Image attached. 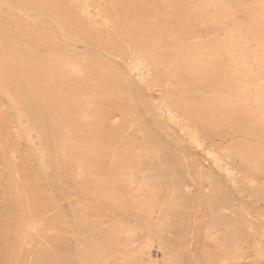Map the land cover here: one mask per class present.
Here are the masks:
<instances>
[{"label": "bare ground", "instance_id": "6f19581e", "mask_svg": "<svg viewBox=\"0 0 264 264\" xmlns=\"http://www.w3.org/2000/svg\"><path fill=\"white\" fill-rule=\"evenodd\" d=\"M32 4L35 5L36 8H34ZM13 5L17 7H14ZM117 7L121 8V10L119 11ZM30 12H32L31 15L29 14ZM118 14L120 17L117 16ZM114 25H116V27ZM172 63L174 66H172ZM136 72H138V74L135 78L134 73ZM132 77L135 78L137 82V88L136 82L133 84ZM154 78H156V80L159 79L161 82L159 83L158 81L157 83H151L150 81ZM169 80L170 83H168ZM152 88L156 91H163L165 94L163 95V98L165 99H162L166 104V108H168H165L167 111H170L174 107L176 109L180 106L176 111L181 109L179 114L182 116L185 115L189 118H192L193 116L191 113L192 110L190 111L189 109L195 106L196 101L195 103H190L194 102V100H190L188 104H186V102L184 105H178L177 102L180 101L179 99L181 96H179V94L188 93V97L190 94H208L206 95V98H209L208 100H210V96H213L212 94H214L213 98L218 102L223 96L221 95V97H218V95L215 96V94L239 96L240 98L245 99L243 102L238 98L241 103H243L241 105L244 106L243 109L246 112L247 108L244 104L247 103V106H251L248 109L251 111L255 109V113L258 114V112L261 111L260 107L264 106V98L262 97L264 96V0H0V264H12V232L14 234V230H12V228H14L12 227V205H15L16 207L30 208V210L33 209L31 211L25 209L26 211L16 212L20 217L25 215V217H27L29 214L30 219L34 215L36 219H41L44 218V216H36H39L37 215L38 212L43 214L48 213L46 212L48 205L49 207L58 206L60 209L63 206L65 209L66 206L70 208V205H75L76 208V204H78L81 209H90L95 207L96 204H101L102 200V204H104V202L108 203L111 199L112 202H109V204H114L119 197L112 198L109 196L110 194L107 193L110 191L111 195L115 196L113 194L114 192L115 194H118L119 191L117 190H124L128 188V186L131 187L129 183L132 179L128 176L132 171H125V169H127L125 166L128 165H125V168H123L122 165L117 164V162L120 161V157L122 156L121 159L123 160L124 156H128L127 151L128 153L130 151L123 150L125 153L122 152L121 147L123 146L120 145V141L123 140H117V138L119 139V137H121L122 139L125 137L126 130L129 131V129L126 128L124 131L120 127L123 132H120L119 137H117V135L113 137L110 127L112 124L114 126L117 124L119 127V125L121 126L127 121L126 119L128 117L125 119L126 115L124 113L125 111L127 112V110L124 107L131 108V111L134 108L132 114H135V117L137 118V114L141 110V107L136 104L134 97L137 96L138 93L144 94L145 91H152ZM226 95L220 100L219 105L222 104L221 102L223 100L226 103L228 102ZM202 96L201 98H205ZM182 97L183 96H181V100H186L188 98L186 97V99H184ZM206 98L205 100L208 101ZM217 98H219V100ZM214 99L211 100L214 101ZM202 100L204 101V99ZM230 102L239 106L236 102H233L232 97ZM230 102H228V104ZM146 103H150V105L149 107L146 105V108H148L146 109L144 108V104L143 109H146L145 112L148 110L147 116H149V114L151 116V113H149L150 108H155V110L158 108L155 104L147 102V100ZM200 103L203 102L200 101ZM206 103L207 104L204 103V105H200L204 107V109H209L212 112H209L208 114L207 112L209 110L204 112L202 110V113L205 114L206 112V115L204 116L200 111V113L198 112V110L203 108L196 109V107H194L195 113L193 114L195 116L193 118L196 123L198 122L196 119L199 117L198 125L195 123V126L201 125L202 127V125H204L201 124L203 121H200L203 120L202 118L200 119V117L203 116L206 125L210 124L209 126H211V117H213L215 113L217 114L215 111L213 115L214 109L212 110L210 108L211 106H217V103L215 102L216 105H213L212 101ZM210 103L212 105L209 107L208 104ZM161 104H163V102ZM225 104H223V107L229 106ZM200 105L197 106V108L200 107ZM236 105L235 107H237ZM183 106H185L186 109L188 108L186 113L189 110L188 113L190 112L191 114H189L192 116H189L188 113L186 114L182 112ZM205 106L207 108H205ZM235 107L233 105V108ZM122 108H124V112L122 111ZM221 108L218 110V115L221 114L219 111L222 113L227 111L228 113V110L224 111L222 108V111ZM237 109L238 108H236L235 112ZM243 109L241 112H239V109V111H237V113L239 112L243 117L241 116L240 118V115H237L238 118L235 117L234 119H237L235 121L239 122L244 120L242 118L246 117V113H242ZM257 109L259 110L258 112ZM112 110L114 111L113 113H118L115 116L117 121H115L114 118H110L111 115L113 116V114H110ZM249 110L246 114L247 118L251 115H253V117L257 116L255 113H251L248 116V113H250ZM131 111H129L130 115H132ZM232 111L230 112L231 115L236 114H233ZM210 113H212V116H210ZM227 113L223 115L226 116ZM154 114L150 117L151 120L155 119L152 121L154 122L152 125H158L156 129L163 126L162 131L166 130L167 132H170L168 126L165 127L163 122L162 124H160V121L158 124L156 123L158 122L156 121L158 120L157 116L152 119ZM169 114L171 113L169 112ZM196 114L200 115L196 116ZM207 114L210 117H208ZM130 115L128 122L131 120ZM182 116H180L179 119L190 122L188 118ZM225 116L222 117L223 120ZM215 117L217 118L214 120L218 119L217 115ZM109 118L110 121H108ZM131 118L133 119V116ZM193 118L191 122L194 121ZM254 118L253 120H256ZM137 119L139 120L133 119L131 122H134L135 120L136 124L141 123L139 126L141 131L139 129L137 130L138 126L135 130L138 132L140 131V135L138 134L139 137L143 131L144 135L142 137L144 139L141 137L142 140H136L133 138L135 137V133L133 136L132 134H128V136L126 135V137H128L126 138V142L127 144L129 142L130 146V144L132 145L134 143V140L137 142L139 141V143L145 148L146 145H148L149 151H151L155 146L154 145L150 148V145L152 144L150 141L153 137L150 138L149 136V139L151 140H148L147 136L149 132L147 130L149 129H142L145 125L141 122L142 120L140 121V117ZM234 119H232V122ZM171 120L172 117L170 118V121ZM214 120L212 122H214ZM230 120L227 121L230 122ZM208 121H210V123ZM127 124L129 125V123H125L124 126ZM133 124H131V126ZM191 124L194 125V122ZM212 124H214V126H211V129L222 128V125H220V127H217L219 125H215L219 124L217 121ZM227 124L228 123H226V125ZM243 124L244 123L241 122V126ZM255 124L254 126H256ZM235 125L237 127L233 126V128L237 131L240 127L239 123H235ZM254 126L253 123H247L245 128H243V126L239 129L238 134L242 133L240 136L235 134V132L233 135H230L227 138L225 137L214 147L220 148V150H224V152L228 153V156L226 155L227 153H224L225 155H223V158L224 156L227 157L225 161L230 162V164H227V167L225 166L222 170L224 179L225 176H229L228 178L230 179V176L239 175L240 177L238 179H234L235 182L241 180L242 182L240 181V183L243 185L245 183L244 188H248L247 190H244L242 187V190L251 191V188L257 190L259 193L260 191L264 192V184L254 183L251 175L257 176L263 174L264 137L258 136L255 138L254 134H263L264 127L262 125L260 127L262 128L263 133L259 132L261 131L260 128H258L259 131L256 133ZM102 127L104 129L102 131L103 134L98 130V128ZM203 127L205 128V126ZM116 128L117 126L114 127L115 130ZM134 128L135 126L131 128V130ZM205 129H207V127ZM224 129L227 130V128ZM145 130L146 134L148 133L147 136H145ZM197 130H199V127H197ZM208 131H210V129ZM198 132L200 134V131ZM121 133L124 135L122 136ZM163 133L167 136L165 131ZM101 135L103 137H101ZM161 135L163 134L161 133ZM115 137L117 138L114 139ZM130 137L133 140H130ZM158 138L159 137L157 136V139ZM100 139L103 141L107 139V145H105V142V146H102L103 149L99 147V143L98 146L95 145L97 142L94 143L95 140L99 141ZM143 140H145V142ZM147 140L151 144L146 142ZM155 140L152 142H154V144L156 142L157 144V141ZM132 141L133 143H131ZM172 141L173 142L171 143H174V140ZM188 141L191 143V138ZM137 142L134 143V145L136 144L137 146H128L133 152L132 154L129 153L127 159L128 163L126 164L133 162L135 158L139 156H146V154H144L145 148L142 151V148L140 147L141 145ZM161 142L159 143L162 144ZM143 143L146 144L144 145ZM163 144L162 146L159 144H157L159 146L156 145L158 152H155V155L156 153H159L158 149L161 147L162 150H160V152L165 151V148L167 149V147H163L166 143L165 145ZM125 146L126 144L124 145V148L127 147ZM133 146L136 147L138 151L141 148L143 155L138 156V153L142 152L137 151V157L132 159L131 156H133V153L135 154V151L137 150ZM177 148H180V146ZM146 150L148 149L146 148ZM153 150H156L155 147ZM153 150L152 152H154ZM149 151H145V153L150 155ZM165 152L170 154L169 150H166ZM216 153H218L217 150L213 155ZM221 153L223 154V152ZM123 154H127V156H123ZM162 154L163 156H168L167 154L165 155V153ZM177 155L176 159L181 156L179 153ZM181 157L183 158L184 156ZM98 158H102L101 160H105L106 162H104V164L97 162V165L94 162H91V160L93 161ZM220 158L222 157L220 156ZM149 159L151 160L150 156ZM147 160L148 159L145 158V161ZM185 161L187 162V160ZM218 161V158H215L212 161V166L210 168L213 172L221 170ZM135 162L136 161L133 162V165ZM189 163L191 164V162ZM137 164L141 166L142 162H137ZM133 165H131L133 168L131 167L129 170H134ZM149 165H151V163ZM149 165L147 166L149 167ZM152 165H154L153 162ZM143 166L146 167V164H143ZM160 167L162 168V166ZM260 167L263 169L259 170ZM138 168L141 172V168L137 167L136 169ZM143 168L144 167H142V171L146 169ZM136 169L133 172L139 173ZM147 169V172L151 170ZM118 170H120V172ZM117 171L121 176L123 175L124 177L129 178V180H120L119 178H121V176H119L120 174ZM115 173H118V178L115 177L117 176ZM125 173H128L129 175ZM110 174H112V176ZM142 174H144V176L147 175H145V173ZM62 175V181H64L62 184L65 185V194L63 191L60 197L59 190H62L60 188L63 185L60 186L58 178L60 179V176ZM223 175H221L222 178ZM110 177L111 180L109 179ZM135 179L136 178H134V180ZM141 179H137L138 182H141ZM155 179L156 178L154 177V182ZM134 180H132L131 184L137 186V182L136 180L133 182ZM41 181L43 183H41ZM108 181L112 186H115L109 188L111 185ZM44 183L46 184L44 185ZM82 183L83 186L85 183L87 185L85 184L83 187L81 186ZM152 183L153 182L148 184L153 186ZM146 185L143 184L142 187ZM154 185L156 186V183H154ZM45 186L46 189L51 188V192L56 194V196H49L45 191ZM139 186L138 188H140ZM155 186H153L154 189ZM159 188L160 187L156 188L157 192ZM98 189L103 191L98 193ZM141 189L138 190V192L141 191L143 194L144 192ZM143 189L145 190V187ZM148 189L147 192L150 193V196L151 192L156 193V191H151L152 189L148 191ZM129 191L131 192V190ZM170 191L171 190L169 189V192ZM133 192L135 194L132 196L129 195V198L131 197L132 199L130 201L135 202V200H133V198H137L135 195L140 196L142 194L138 195L137 191L134 190ZM171 192L170 194H172ZM101 193L104 195L107 194L106 196L109 198L107 197V200L104 201L106 197L101 198L99 196ZM164 194L168 195V193L163 192V195ZM144 195H146L147 199L148 193ZM175 195L177 194L175 193ZM117 196L122 197V195ZM158 196H160V194H158ZM164 196L166 197V195ZM144 197L145 196H143V198ZM174 197L175 196H172L171 199L173 200ZM129 198H126V200H129ZM158 199L159 198H157V203L159 204L161 200L158 202ZM136 200L139 204L140 201L143 202V200L140 199V201L138 199ZM220 200L221 199L218 201ZM119 201L120 204L125 203L121 202V200ZM153 202L155 203V201ZM91 204L94 206L92 205L93 207H91ZM135 204H133V206ZM170 204L173 208V203ZM175 204H178V202ZM88 205H90V208ZM141 205L143 206V204ZM150 205L151 204H149V206ZM167 205H169V203ZM83 206L85 207L82 208ZM42 207H45V212L44 210L43 212L39 210V208ZM160 207H163L164 209L166 208L165 205ZM68 208L65 212L62 211L63 209L59 210L61 211V215L57 212L58 215L62 216L60 219L62 220L63 218L65 219L64 222H66L61 230L62 233L67 235H72L73 233H76L77 235L79 233L78 231L81 229L79 230L75 222L72 223V220L76 215L74 214L75 212L69 213L67 211ZM35 209H37V212ZM161 209L162 208H160V210ZM52 211L49 210V212ZM54 211H56V209ZM54 211L53 213L55 214ZM81 212L83 213L84 211ZM19 213L22 215H19ZM72 215L74 216L73 218ZM52 216L54 218V215ZM221 217L222 216L219 218ZM57 218L55 217L54 219ZM45 219H47L46 216ZM218 219L216 220V224L222 222V219L221 221ZM21 220L23 221L25 219L23 218ZM32 220H34V218ZM37 220L36 222H38ZM25 221L26 224H29V222L27 223V220ZM159 223H161V221ZM26 224L23 226L31 228V225ZM19 225H22V222L21 224L19 223ZM79 225L83 226V224L80 223L78 226ZM98 225L101 226L99 227L101 229H97ZM98 225L97 228L91 232L93 236H95L96 231L100 235V231H105V227L101 224ZM210 226L211 225H209L208 229ZM93 227H91V229ZM15 228H17V226ZM21 228L23 227L20 226L19 230H21ZM38 230L41 231V228ZM26 231L22 232L21 230L22 234L26 233ZM17 234L21 235L20 231ZM28 236H30V234ZM254 239H256L255 236ZM256 240H258V238ZM235 248L236 247H234V250ZM143 257L144 256H142V258ZM261 257L260 254V258ZM236 264H238V262Z\"/></svg>", "mask_w": 264, "mask_h": 264}, {"label": "rangeland", "instance_id": "374dc122", "mask_svg": "<svg viewBox=\"0 0 264 264\" xmlns=\"http://www.w3.org/2000/svg\"><path fill=\"white\" fill-rule=\"evenodd\" d=\"M14 7H17V6H14ZM33 7L36 8L35 5H33ZM30 9H29V11H30ZM117 9H119V11L121 10V8H118V7H117ZM32 11H33V9H32ZM122 12H123V10H122ZM29 14L31 15L32 12H30ZM117 16L120 17L119 14ZM74 26H76V25H74ZM114 26L116 27V25H114ZM75 28H79V27H75ZM172 66H174V64ZM137 74H138V72L134 73L135 78H136ZM135 78L132 77L133 84H134V82H136ZM155 80H156V78H154L150 82L151 83H153V82L157 83L159 81V79H157L156 81ZM160 82L161 81H159V83ZM168 83H170V80L168 81ZM136 88H137V82H136ZM138 89H139V86H138ZM151 90L152 91H148V92L145 91L144 94L138 93L137 96L134 97V100H135L136 104L139 105V107H141L140 108L141 110L137 114L138 115L137 118L140 117V121L142 120L141 122L143 123V125H145L144 128L141 125L142 129H147V128L149 129V130H147L149 132V134L147 133L148 136H147L146 130H145V134H146L145 136L148 137L149 141L151 140V139H149V136H150V138L153 137L152 140L150 141L152 144L148 140L146 142H149V144H151L150 148H152L155 145L154 147L156 150L154 151L153 150L154 147L152 148V150L154 152H152L151 149H150L151 151H149L148 145H146V148L148 149V150H146V148L143 145H141L139 143V141L138 142L136 141V140H142L141 137L144 135V132L142 131L141 136L139 137V135H140L139 133L141 131L139 129V126L141 123L136 124V122H135V120H139V119H137L135 117V114L134 115L132 114V112L134 111L133 110L134 108L131 111V108L129 109L127 107H124L127 110V112L126 111L124 112V108H122V111L126 115L125 119L128 117L126 119L127 121L125 123H129V125L127 124L124 126L125 123H123L121 126L119 125V127H118L117 124L115 126L112 124L110 127V130L113 134V137L116 135H117V137H119L120 132H123L122 130L125 131L126 128L129 129V131L126 130V133L124 132L125 135L121 133L122 136L123 135L125 136L122 139H121V137H119V139L117 137L114 138V139L117 138V140H123V141H120V145L123 146V147H121L122 152H124L125 150L131 151V149L128 148L129 142H128V144L126 142V138H128V137H126V135L128 136V134H132V136H133L134 133H135V135H134L135 137H133V138L136 139V140H134V143H136V142L139 143L141 145L140 147L142 148V151L145 148V151L150 152V155H147V153H145V151H144V154H146V156L140 157L139 155H143V152L141 151V148L138 146L140 148L139 151H141L142 153H138L139 157H137L136 152L138 151V149L136 147H134L137 145L136 144L134 145V143L132 141L131 143H133L132 144V145H134L133 147L136 148L137 150L135 151V149H134L135 154L133 153V156H131V158L134 159L135 157H137L134 160L136 162L134 163V165H133L134 161L129 162V164H126V163H128L127 159L129 157V153L132 154V152H133V151H131V152L129 151V153H128V151H127L128 156H127V154H123V156L124 155L127 156V157L124 156L123 160L124 159L125 160L123 161L121 159V157H122L121 156L120 157L121 162L119 161V162H117V164L122 165L123 168L127 167L128 170L125 169L126 172H128V171L133 172L137 167H140L141 172L145 173V175L146 174L147 175L144 176V174H142L140 172L139 168L136 169L139 172V173L136 172L137 174L135 172H133V173L131 172L130 175L128 173H125V174H128L129 175L128 177H130L132 180H134V178H136L135 180L137 182V186H134V184H131V182H132V180H131L130 183L128 182L131 185V187L128 186V188H126L124 190H122V189L117 190V191H119L118 194L117 193L115 194V192H114V194L112 193L115 196H112L110 191H109V193L104 192V193L110 194L109 196L112 198L113 197H117V198L119 197L118 200L114 199V200H116V203H114V204L111 203L113 205L109 204V202H112V199H111V200H109V202L107 201L108 203L104 202V204H102L103 200H102L101 204L95 203L96 204L95 207H93L94 205L91 204V207H93V208H90V205H88L90 209H86V208L81 209V207L78 204H76L77 205L76 208H75V205H73V204H72L73 206H71V205L69 206L70 208H68L66 206L65 209L62 206L61 209H63L62 210L63 212H65V210L67 208H68L67 211L69 213L75 212L74 214L76 215V217L73 219L74 221L72 220V223L75 222L77 227L79 228V230L80 229L82 230V231L81 230L78 231L79 233L77 235H76V233H73L72 235H67V234L62 233L61 229L64 227L63 225L66 224V222H64L65 219L62 218L63 221L60 219L62 216H60L61 211H59V210H61V209L58 206H54V207L50 206L51 207L50 208L48 205V207L46 208V212H48V213L43 214L41 212H38L37 215H39V216H36V217H41V215H42V216H44V218H41L42 220L37 218L38 219L37 220L34 217L35 215L33 217L31 216L32 217L31 219L29 218V214L27 215V217H25L26 215L22 216V217L18 216V213H16V212H23L25 209L27 210L28 208H22L19 206L16 207L15 205H12L13 206L12 212L14 213V214L12 213V215H13L12 216L13 217L12 218L13 219L12 220V227H14V228H12V230H14V234L12 232V264H236L237 262H238V264H256V263L257 264H264V261H263L264 260V254H263L264 253V192L260 191L258 193L257 190H254L251 188H250L251 191H244V190L248 189L247 187H246L247 189L244 188L245 183L243 185L242 183H240L241 180H238V182H235V180H234V179H238L240 177L239 175L230 176V179L228 178L229 176H225V179H224V175L222 174V170L225 168V166L227 164H230L229 161H225L227 158L226 156H224V158H223V155H225L227 152H224V150H220V148L214 147L217 143L221 142L225 137L227 138L228 136L233 135L235 132H236L235 134H238L239 129L243 126H244L243 128H245V125L247 123H253V126H254V124L257 123V121H258L259 124L258 123L257 124L260 126H258L257 124H255L256 126H254L255 127L254 130L257 133L259 131L258 128H260L261 125L264 127V116H263L264 115V111H263L264 106L260 107V110H261L260 112H258L259 110L257 109V112H258V114H257V113H255L256 111H254L255 109L253 110L251 108L253 111L249 110L248 108H250L251 106H249V105L247 106L246 105L247 103L245 102L246 104H244V105L247 108V109L246 108L245 109L247 110V112H248V110L250 111V113H248V116L251 113L257 114V116H254L255 118L253 117V115H251L247 118V115H246L247 112L243 109L244 106L241 105L243 103H241V101H240V99L242 101L245 99L240 98L239 96H230V95H226V94H220V95L215 94V96L218 95V97L219 96L221 97V95H222L223 98L226 95V99H228L227 100L228 102H230L231 97H232L233 102L234 103L236 102L240 107L237 106L236 104H232L231 103L232 101L230 102L232 104L231 105L230 103L228 104V102L227 103L224 102V100L221 102L222 103L221 104L222 106H221L219 104H220V100L223 98H220V100H219V98H217L219 100V102H218L217 100H215L213 98L214 94H212L213 96H210L211 99H214V101L211 99L208 100L209 98H206V95H208V94H197V95L192 94V95H196V96H192L190 94L189 97H188V93L187 94H184V93L179 94V96L180 95L183 96L182 98H184V99H186V97H188V98L186 100H183V99L181 100V96H180V99H179L180 101L177 102L178 105H180V104L184 105L186 102H187L186 104H188V102L190 100L191 101L194 100V102H190V103H195V101H196L195 106H193V108L191 107L189 109L190 111L191 110L193 111V112L191 111L193 116L190 115L191 114L190 112H189L190 114L188 113L189 110L187 111L189 116H192V118L195 116L193 114V113H195L194 107H196V109L203 108L201 110H198V112L200 111L201 114H204V113H202V110L204 112V111H208L209 109H204V107H202L201 105H204V103L207 104L206 102H210V101L213 102L212 103L213 105L214 104L216 105V103L218 102L217 106H213V107L211 106L212 105L211 103L208 104L209 107L211 106L210 108L212 110L214 109L213 115H214L215 111L217 112V114L215 113V115L213 117H211V120L213 121L215 118H217V117H215L217 115L218 119L214 120V122L216 123V121H217L219 124H215V125H219L217 127H220V125H222L223 129L217 128L218 129L217 130L214 128L211 129L212 128L211 126H214V124H212L214 122H212V121H211V126H209L210 124L206 125L205 118H203L206 115V112H205L203 117H200V119L201 118L203 119V120H200L201 122L203 121V123H201V124H204V125H202V127H201V125L195 126L196 124L198 125V122H199L198 118L199 117H197V119L195 118L198 121L197 123L193 118V120H194L193 121L194 125H193V124H191V123H193V122H191V120H192L191 117L190 118L186 117L184 114H183L184 116L180 115L179 113L181 112V109H178L180 111H178V110L176 111V109L179 108L180 106L177 107L176 109H175V107L171 109L172 111L175 110L176 113H175V111L172 112L171 110L167 111L166 109H168V108H166V104L164 103V100H163V99H165V98H163V95H165L163 93V91H156L153 88ZM202 95H205V96H202ZM201 96L205 97L208 101H206L205 98H201ZM227 96H228V98H227ZM207 97H209V96H207ZM229 97H230V100H229ZM262 97L264 98V96H262ZM137 98H138V100H137ZM144 98L147 100V102H151L157 106V108H158L157 110H155V108L152 109V107L150 106L151 108L149 110V113H151V116H152L155 112L154 117H152V119L157 116L158 120H156V121H158V122L155 121L157 124L160 121V124H162V122H163V125H165V127L168 126V129H170V132L168 131L169 132L168 133L166 130H164L167 133V136H166V134L163 133L164 131H162V128H163L162 125H160L162 127L161 128L158 127V129H156L158 125L157 126L154 124L152 125V123H154L152 121L155 119L151 120L150 114H149V116H147L148 110H147V112H145V110L148 108H146V105L149 107L150 103L147 104L146 100ZM238 98H240V99H238ZM202 99H204V101ZM176 101H177V97H176ZM200 101H202L203 103H200ZM239 101H240V104H239ZM162 102H163V104H161ZM198 102H199V104H198ZM225 103L229 106H225L226 105ZM141 104H142V106H141ZM144 104H145V107L143 106ZM158 104L159 105L161 104L160 105L161 107ZM223 104H225L224 105L225 107H223ZM192 105H194V104H192ZM199 105H200V107L197 108V106H199ZM233 105H234V107H235V105L237 107L233 108ZM206 106H205V108H207ZM220 106L224 109V111L228 110V113H227V111L223 112V113L221 111H219V113H221V114L218 115V110L221 108ZM143 107L146 109H143ZM184 107L185 106H183L182 112L186 113V110L188 108L186 109V107L185 108ZM222 108H221V110H222ZM228 108L229 109L232 108L233 111H232V109H230V112L232 111L233 114L234 113H236V114L231 115ZM236 108H238L240 110L239 111L237 109V111L241 112V110L243 109L242 113L243 114H244V112L246 113L245 114L246 117L242 118L244 120L238 119L241 121H239V122L235 121L237 119H234V118L235 117L238 118L237 115H240L239 112L238 113H237V111L235 112ZM128 110L131 111L132 115H130V112ZM152 110H153V114H152ZM113 112L114 111L112 110V112L110 114H113V116L111 115L110 118L111 119L114 118V120L117 121L115 119V116L118 113H113ZM169 112L172 114V116H171V114H169ZM209 112H212V111L209 110L207 113L209 114ZM226 113H227L226 116L223 115ZM208 114H207L208 117L212 116V113H210L211 114L210 116ZM129 115H130L131 120H129V122H128ZM179 115L182 117L188 118L190 120V122L187 120L184 121V120L179 119L180 118ZM198 115H200V114H198ZM198 115L196 114V116H198ZM222 115L225 116L224 120L227 119L229 121L231 119L230 122L225 120V123H224V120L222 119V117H223ZM132 116H133V119H135L134 122H131V121H133V119L131 118ZM175 116H176V118H175ZM241 116L243 117V115H240V118H241ZM171 117H172V120L170 121ZM177 117H178V119H177ZM110 118L108 119V121H110ZM246 118H247V120H246L247 123L245 121ZM253 118L256 120H253ZM232 119H234L233 122H232ZM262 119H263V122H262ZM207 120H210V119H207ZM221 120L223 121V123ZM166 121H168V122H166ZM234 121L236 124L239 123V126H240L237 129V131H236V129L233 128V126L237 127L235 125ZM249 121H251V122H249ZM254 121H256V122H254ZM208 122L210 123V121H208ZM208 122H207V124H208ZM241 122L244 123L242 126H241ZM226 123H228V124L230 123L231 125H233V124L234 125L231 126L229 124L230 125V127H229V125L228 124L226 125ZM131 124H133L132 125L133 127L135 126V128L133 130H131V128H133L131 126ZM113 126L114 127L117 126L116 130L118 132L114 129ZM137 126H138V128H137ZM154 126H156V127H154ZM175 126H176V128H175ZM203 126H205V128L207 127V129H205ZM225 126H228V127H225ZM107 127H104V128H107ZM120 127L122 130L120 129ZM122 127H124V128H122ZM197 127H199V130H197ZM136 128H137V130L139 129L140 131L138 132L137 130H135ZM224 128H227V130H225ZM256 128H257V130H256ZM164 129H166V128H164ZM189 129H190V131H189ZM209 129H210V131H208ZM231 129H232V131H231ZM260 129H261V131H259V132L263 133L262 128H260ZM98 130H100L102 133V131L104 129L102 127V128H98ZM233 130H235V131H233ZM198 131H200V134ZM253 131H251V132H253ZM115 132H117V133H115ZM127 132H130V133H127ZM136 132H137V134H136ZM255 132H253V133H255ZM161 133L163 135H161ZM171 133H172V135H171ZM215 134H217V135H215ZM241 134H238V136H240ZM191 135L194 137H192ZM157 136L160 139L159 138L157 139ZM254 136H255V138L258 136L264 137V133L263 134L260 133V135L254 134ZM101 137H103V136L101 135ZM155 137H156V140H155ZM196 137H198V138H196ZM203 137H206V138H203ZM190 138H191V143H190V141H188V140H190ZM129 139L133 140L131 137ZM169 139H171V140H169ZM101 140L102 139L99 140L101 142V144L99 141H96V140L94 143L97 142L95 144L97 146L99 143V147L103 149V147L105 145H107V139H105L104 141L103 140L101 141ZM130 140H128V141H130ZM145 140H146V138H145ZM145 140H143V141L145 142ZM153 140L157 141V144H159L161 146L163 143H164L163 145H165V143H166V145L163 147L164 148L167 147V149L165 148V151L169 150L170 154L168 152H165V151L160 152V150H162L161 149L162 147H161L160 149H158L160 154L156 153V155H157L156 156L154 153L158 152L157 148H156L157 144H156V142L154 144V142H152ZM159 140H161L162 142ZM172 140H174V143H171V142H173ZM105 142H106V144H105ZM159 142H161L162 144H160ZM175 142H176V144H175ZM125 144L127 146V147L125 146L126 148H124ZM143 144L145 145L146 143H143ZM132 145L130 144V146H132ZM159 145H157V146H159ZM179 146H180V148H177ZM133 147H132V150H133ZM176 150H177V154L179 153L181 156H184V157L182 158L180 156L179 158L176 159V157L178 156L176 154ZM178 150H179V152H178ZM216 150L218 153L213 155V153H215ZM221 152H223V154ZM162 153H165V155L167 154L168 156L167 157L163 156ZM181 153L184 155H182ZM134 155H136V156H134ZM154 155H155V157H154ZM160 155H162L163 157ZM226 155L228 156V153ZM149 156H150L151 160L149 159ZM220 156L223 159L220 158ZM159 157L160 158L162 157L161 160ZM131 158H129V159L132 160ZM145 158H147L148 160L145 161ZM215 158L219 159L218 163H220L219 165H220L221 170L213 172L210 167L212 166V161ZM98 159H95L96 161L91 160V162L92 163L94 162L95 164L97 162L103 163V164H104V162H106L105 160L102 161L101 160L102 158H100L99 160ZM140 159H143L144 161L140 160ZM138 160H140L142 162L141 166L144 167L143 169H145V168L146 169L148 168L149 170L151 169L150 170L151 172L150 171L147 172L146 169L142 171V167L139 166V164H137V162L140 163V161H138ZM185 160H187V162ZM149 162L151 163V165H149L150 164ZM152 162L154 165H152ZM189 162H191V164ZM143 164L144 165L146 164V167L143 166ZM175 164H176V166H175ZM125 165H128V166L130 165V166L128 167ZM131 165L134 166V170L133 169L129 170V168L132 167ZM147 165H149L150 168ZM160 166H162V168ZM190 167H191V169L192 168L193 169L191 170ZM194 168H195V171H194ZM118 169H120V168H118ZM262 169L263 168H261V167L259 168V170H262ZM120 170H118V171L120 172ZM123 173H124V170H123ZM117 174L115 173V175H117ZM148 174H150V175H148ZM110 175L112 176V174H110ZM221 175H223V178ZM119 176H121V174ZM119 176L117 175L115 177L118 178ZM134 176H136V177H134ZM139 176H142V177H139ZM143 176H144V178H143ZM61 177H62V179H61ZM154 177L157 179V180L155 179V182H154ZM251 178L254 180V183H256V184H259V183L264 184V170H263L262 175H257V176L251 175ZM109 179L111 180V177ZM119 179L120 180L123 179V181H125L124 179H127V181L129 180V178L124 177L123 175ZM137 179L138 180L141 179L142 183L138 182ZM62 180H63V175L60 176V179L58 178V183L60 184V186L63 185L62 187H64V188L61 187L60 189H62V190H59V196L60 197H61L62 192L65 190V185L62 184V183H64V181H62ZM135 180L133 182H135ZM151 182H153L152 183L153 186H155L154 183H156L155 189L160 187L158 192H157V189L155 190L153 188V186H151V184H148ZM211 182H212V184H211ZM41 183H43V182L41 181ZM116 183H117V181H116ZM45 184L46 183H44V185ZM85 184H84V186H85ZM113 184H115V183H113ZM143 184H145V185L148 184L151 188L148 185H146V186H144L145 187V190H144L143 189L144 187H142ZM110 185H111V183H110ZM81 186H83V183ZM113 186H115V185H113ZM113 186L111 185V186H109V188L110 187L113 188ZM138 186L140 188H138ZM146 187H147V189L149 188L148 191H150L152 189L151 191H156V193L151 192V196H150V193L147 192ZM170 187H173V188H170ZM241 188L244 190H242ZM140 189L143 190V192H144L143 194L141 191L138 192V190H140ZM164 189H166V190H164ZM169 189L171 191H173V192L170 191L172 194H170ZM129 190H131V192ZM133 190L137 191L138 195L142 194L140 196L135 195V197H137L136 199L143 200V202L139 200L140 204H139V202L138 203L136 202L137 200L135 198H133V200H135V202L130 201L132 198L131 197L129 198V195L132 196L133 194H135L133 192ZM174 190L175 191L177 190V191L175 192ZM45 191L47 192V194L49 196H52V197L56 196V194H53L51 192V188L46 189V186H45ZM102 191L103 190H101V191L99 190L98 193H100ZM120 192L123 194H121ZM163 192L168 193V195L164 194V195H166V197H165L163 195ZM63 193L65 194V191ZM125 193H127L128 195ZM146 193H148L147 199H146V195H144ZM173 193H174V195H173ZM175 193L177 195L178 194L179 195L177 196V195H175ZM107 194L104 195L101 193V195H99V196L101 198L106 197V199L104 200V201H106L107 197H108V196H106ZM158 194H160V196H158ZM117 195H122V197L117 196ZM143 196H145V197L143 198ZM172 196H175L173 200L171 199ZM179 196H181V197H179ZM163 197H164V199H163ZM12 198H13V196H12ZM126 198L127 199L129 198V200H126ZM154 198H155V200H154ZM157 198H159L158 202L161 200L159 202V204L157 203ZM161 198L163 199V201ZM175 199H177V200H175ZM217 199L218 200L221 199V200L218 201ZM119 200H121V202H125V200H126L125 203L128 205H126L125 203H121L122 204L121 205ZM153 201H155V203ZM170 201H174V202H170ZM15 202H17V201H15ZM177 202H178V204H175ZM135 203H137V204H135ZM168 203H169V205H167ZM170 203H173L172 204L173 208H172ZM133 204H135V205L133 206ZM141 204H143V206ZM149 204H151L150 205L151 207L149 206ZM206 204H207V206H206ZM163 205H165L166 210L163 207H160ZM45 207H42L44 209L39 208V210L42 212L44 210V212H45ZM84 207L85 206H83L82 208H84ZM208 207H209V210L211 208L210 211L208 210ZM19 208H21L23 210H21ZM160 208H162V209L160 210ZM55 209H56V211H54ZM28 210H30V208ZM31 210H33V209H31ZM36 210L37 209H35V211ZM49 210L50 211L53 210L55 212V214L53 213V211L49 212ZM81 211H84L83 213L85 214V216ZM57 212L60 215H58ZM210 213H211V215H210ZM19 215H22V214L19 213ZM52 215H54V218L55 217L56 218L58 217V218L54 219ZM216 215H218V216H216ZM219 215L222 217L219 218L220 217ZM17 216H18V218H17ZM45 216L47 219H45ZM161 216H163V217H161ZM202 216H203V219H202ZM204 216H205V219H204ZM73 217L74 216L72 215V218ZM215 217H217V218H215ZM23 218L25 220H27V223L29 222V224H26L25 220L22 221L21 219H23ZM33 218H34V220H32ZM49 218H50V221H49ZM218 218L220 219V221L222 219L223 223L219 222V224H216L217 223L216 220ZM35 219L38 222H36ZM165 219H166V221H169V222H166ZM39 220L42 222H40ZM51 220H52V222H51ZM202 220H204V221H202ZM20 221L22 222V225H19V223L21 224ZM55 221H57V222H55ZM160 221H161V223H159ZM200 221L202 222V224ZM16 223H18V224H16ZM79 223L83 224V226L82 225L78 226ZM209 223H211V224H209ZM24 224L31 225V228H29L28 226H23ZM98 224H101L103 227H105L104 228L105 231H100L101 235L98 234V232L96 231L95 233L97 235L95 234V236H93L91 234V232L95 228H97ZM208 224L211 225L209 229H208V227H209ZM76 225H75V227H76ZM16 226H17V228H15ZM20 226L23 227V228H21L22 232L27 230L26 233H23L24 235L22 234L21 230H19ZM87 226L89 229L87 228ZM90 226L91 227L94 226V227L91 229ZM99 227H101V226L98 225L97 229H101ZM24 228H26V229H24ZM39 228H41V231L38 230ZM262 228H263V230H262ZM19 231H20L21 235L17 234ZM29 234H30V236H28ZM254 236L256 239L258 238V240L254 239ZM253 240H255L256 242ZM257 246L258 247L260 246V247L258 248ZM139 247H140V249H139ZM234 247H236L235 250L237 252L234 250ZM130 250L132 253L130 252ZM253 250H255V251H253ZM143 252H144V254H143ZM139 253H141V254H139ZM255 254H256V257H255ZM260 254L262 256L261 258H260ZM141 255L144 257L142 258ZM241 255H243V256H241ZM238 256H240V257H238ZM234 258H235V261H234ZM141 259H142V261H141ZM255 261H256V263H255Z\"/></svg>", "mask_w": 264, "mask_h": 264}]
</instances>
